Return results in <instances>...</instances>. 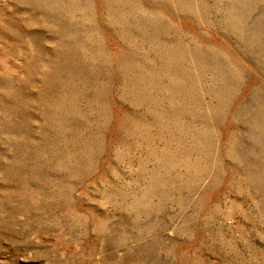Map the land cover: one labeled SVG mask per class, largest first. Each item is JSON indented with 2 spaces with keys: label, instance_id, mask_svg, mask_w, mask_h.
Instances as JSON below:
<instances>
[{
  "label": "rangeland",
  "instance_id": "rangeland-1",
  "mask_svg": "<svg viewBox=\"0 0 264 264\" xmlns=\"http://www.w3.org/2000/svg\"><path fill=\"white\" fill-rule=\"evenodd\" d=\"M0 264H264V0H0Z\"/></svg>",
  "mask_w": 264,
  "mask_h": 264
}]
</instances>
